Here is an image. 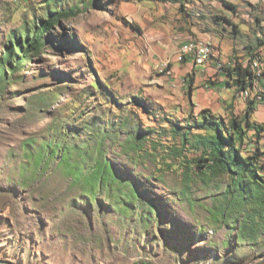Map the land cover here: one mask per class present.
<instances>
[{"label": "rangeland", "instance_id": "1", "mask_svg": "<svg viewBox=\"0 0 264 264\" xmlns=\"http://www.w3.org/2000/svg\"><path fill=\"white\" fill-rule=\"evenodd\" d=\"M49 8L73 11L0 83V259L264 264V234H247L258 204L226 207L236 179L203 166L197 135L212 130L195 127L203 108L244 115L214 63L264 68V0H0V63L14 30L34 31ZM192 38L215 47L199 78L173 69L189 68L179 48ZM256 101L251 119L264 122ZM247 136L250 153L264 150V132Z\"/></svg>", "mask_w": 264, "mask_h": 264}, {"label": "trees", "instance_id": "2", "mask_svg": "<svg viewBox=\"0 0 264 264\" xmlns=\"http://www.w3.org/2000/svg\"><path fill=\"white\" fill-rule=\"evenodd\" d=\"M228 5L232 6L231 3ZM72 11V8L55 10L49 8L48 16L37 20L38 24L34 31L26 29V34H24L25 32L22 30H14L5 46L4 60L0 63V83L7 85L11 78L8 71L14 75L16 69L27 58L33 57V53H40L46 41L45 37L48 36L46 35L48 30L62 18L72 14ZM257 44L264 45V40H259ZM8 64L9 67H7ZM222 72L225 75L226 84L234 87L237 92L242 93L246 89L251 91V96L246 97L247 108L244 115L241 118L232 115L226 122L222 115L212 112L209 108H203L200 112L201 120L196 121L195 127L212 130L211 134L197 135L199 142L204 144L208 157L207 164H203V166H216L220 170L230 172L236 179L226 192L225 196H228L226 207L233 208L235 213H239V211L245 210L249 203L256 202L258 204V207L254 208L247 218L248 231L250 232L247 234L254 238V236L264 234V176L261 174L264 170V160L259 164L264 150L261 151V148L256 147L250 153L247 150L248 142L246 145L245 140L248 139V130H254L255 134L264 132V122L251 119L257 110L256 100L264 101V93L260 94L262 90H259L255 83L253 71L242 61L237 60L235 67L224 69ZM262 76L264 77V68ZM263 77L259 82L263 81ZM104 164L92 175L100 178L101 181L112 175L108 163L104 162Z\"/></svg>", "mask_w": 264, "mask_h": 264}, {"label": "built area", "instance_id": "3", "mask_svg": "<svg viewBox=\"0 0 264 264\" xmlns=\"http://www.w3.org/2000/svg\"><path fill=\"white\" fill-rule=\"evenodd\" d=\"M214 45L211 41H205L200 39L192 38L190 40H187L186 42L182 43L179 50V56L181 58H189L194 61L195 64L198 65H207L210 64L213 61L214 57ZM215 61V60H214ZM237 60H229L227 62H222L218 60L215 64V67L218 71H222L227 68H233L236 66ZM245 66H249V68L254 73V80L259 87L258 82L260 78L263 76V69L260 64L259 59H250L247 63H244ZM170 73L171 70H168ZM264 79V77H263ZM242 95L245 97L251 96V91L249 89H246L242 92Z\"/></svg>", "mask_w": 264, "mask_h": 264}, {"label": "crops", "instance_id": "4", "mask_svg": "<svg viewBox=\"0 0 264 264\" xmlns=\"http://www.w3.org/2000/svg\"><path fill=\"white\" fill-rule=\"evenodd\" d=\"M196 39V38H195ZM187 41V40H186ZM185 41V42H186ZM184 43V42H183ZM176 61H178V59H176ZM179 63V62H178ZM190 64V66H189V68H179V67H176V65H174V68L173 69H175V70H177V72H179V74H181V75H183L184 73H188V72H191L193 69L195 70V73H196V78H199V77H202V72L203 71H205L206 69H207V65H202V67H203V69L202 70H196V65H198V64H195L194 63V61L193 60H191V59H187V61H185V63L184 64H182L183 66L185 65V64ZM215 67V66H214ZM172 69V70H173ZM209 69V68H208ZM214 69V68H213ZM217 69V68H216ZM171 70V71H172ZM220 72H222V71H219V73ZM183 73V74H182ZM220 81H221V84L220 85H218V86H216V88L217 89H226V90H229V88H234V87H231V86H229V85H227L226 84V78H225V76H224V74H222L221 75V78H220ZM222 84H224V85H222ZM223 86V87H222ZM236 91V90H235ZM219 94H221V93H219ZM242 94V93H241ZM222 95V94H221ZM234 95V93L232 94V96ZM228 96H230V95H228ZM243 96V95H242ZM231 97V96H230ZM243 97H245V96H243ZM246 98V97H245ZM215 110V109H214ZM215 113H218V114H220V115H223L222 114V112H219V111H216L215 110Z\"/></svg>", "mask_w": 264, "mask_h": 264}, {"label": "water", "instance_id": "5", "mask_svg": "<svg viewBox=\"0 0 264 264\" xmlns=\"http://www.w3.org/2000/svg\"><path fill=\"white\" fill-rule=\"evenodd\" d=\"M0 264H15V263L8 261V260H1L0 259Z\"/></svg>", "mask_w": 264, "mask_h": 264}]
</instances>
